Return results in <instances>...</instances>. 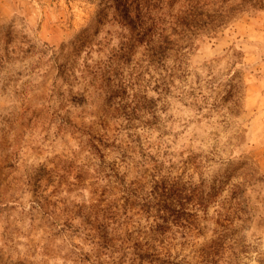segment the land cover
Returning a JSON list of instances; mask_svg holds the SVG:
<instances>
[{"label": "rangeland", "instance_id": "obj_1", "mask_svg": "<svg viewBox=\"0 0 264 264\" xmlns=\"http://www.w3.org/2000/svg\"><path fill=\"white\" fill-rule=\"evenodd\" d=\"M110 6L0 0V264H113L118 238L135 257L140 239L130 225L115 234L110 205L125 188L148 192L155 168L174 177L194 157L195 181L223 183L189 207L190 228L168 235L169 259L264 264V7L199 40L165 94L147 76L135 109L118 81L128 64L104 66L120 32Z\"/></svg>", "mask_w": 264, "mask_h": 264}, {"label": "trees", "instance_id": "obj_2", "mask_svg": "<svg viewBox=\"0 0 264 264\" xmlns=\"http://www.w3.org/2000/svg\"><path fill=\"white\" fill-rule=\"evenodd\" d=\"M110 3L111 22L120 27V32L117 47L110 51L104 66L112 70L114 64L118 68L121 63L128 64L127 75L125 78L121 75L118 81L119 87L124 88L123 95H127L126 99L135 109L143 108L147 100L145 93L148 86L145 83L150 82L146 81L147 76L152 79L151 74L155 73L158 77L153 81L165 94L173 80L187 75L188 57L197 48L199 40L210 38L225 28L244 7H264V0H240L239 3H234V0H110ZM98 68L102 69L100 63ZM94 76L98 79L105 77L98 70ZM125 91H129L128 94ZM195 159L182 162L181 173L174 177L171 174L160 176L163 168H155V173L159 175H153L157 177L153 178L148 192L137 194L125 188L123 203L110 205L107 217L114 224L115 234L121 236L123 226L130 225L133 230L127 228L125 234L132 237L134 232L140 239L135 243L136 251L144 248L143 252H134L135 257L127 258L125 246L130 238H118L116 241L124 251L115 258L111 256L113 264H120L126 259L128 264H175L169 259L166 247L168 235L175 227L190 228L189 207L192 205V209L197 210L205 207L208 198L217 193L223 183L215 178L211 184L203 177V172L195 181V174L201 168ZM190 165L194 170L186 174ZM169 168L170 173L172 168ZM135 207L139 211V220L132 222L133 217H129L128 212ZM141 219L147 223L142 224ZM108 241L104 246L116 252L111 244L115 240ZM221 247L219 245L215 254L220 252Z\"/></svg>", "mask_w": 264, "mask_h": 264}]
</instances>
